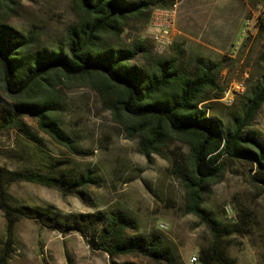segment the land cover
Instances as JSON below:
<instances>
[{
	"label": "trees",
	"instance_id": "16d2710c",
	"mask_svg": "<svg viewBox=\"0 0 264 264\" xmlns=\"http://www.w3.org/2000/svg\"><path fill=\"white\" fill-rule=\"evenodd\" d=\"M22 1L0 0V88L9 100L8 107L0 104V131H19L38 142L25 123L30 119L71 155L91 156L64 128V105L58 93L65 82L90 88L127 138L139 141L144 156L159 154L172 140L187 147V157L174 166L184 188L186 212L206 223L215 237L213 245L201 251L200 262L234 264L221 239L249 227L247 221L242 219L240 227L229 231L219 230L201 206L210 186L222 181L229 162L254 167L251 181L264 188V140L246 131L264 106V66L258 86L246 90L245 107L227 126L209 113L208 106L213 92L224 93L219 84L221 62L198 58L187 65L176 57L155 56L141 39L128 47L121 43L132 22L148 25L156 9H170L175 0H73L75 22L54 47H42L37 34H25L2 18ZM42 156L40 168L10 175L0 171V205L10 227L30 220L65 236L78 233L92 252L105 254L110 264H136L130 258L184 264L162 233H141L137 219L125 210L63 216L51 208L11 206L4 191L9 183L36 184L74 197L88 196L90 188L100 187L96 170ZM0 264H8V256H0Z\"/></svg>",
	"mask_w": 264,
	"mask_h": 264
},
{
	"label": "rangeland",
	"instance_id": "374dc122",
	"mask_svg": "<svg viewBox=\"0 0 264 264\" xmlns=\"http://www.w3.org/2000/svg\"><path fill=\"white\" fill-rule=\"evenodd\" d=\"M175 4L170 46L158 45L150 23L142 21L129 25L121 43L128 47L141 39L155 56L176 57L187 65L198 58L221 62L219 84L224 93L213 92L208 106L212 116L230 126L248 101L246 90L258 86L263 72L264 0H175ZM2 18L25 34H37L42 47H54L75 22L73 0H23ZM58 93L64 105V128L92 155H71L39 132L34 121L25 119L38 142L19 131H0V171L10 175L37 169L44 164L42 155H49L67 160L72 167L96 170L100 187L90 188L88 196L74 197L36 184L9 183L4 187L8 203L23 209L51 208L63 216L122 209L137 219L141 233H162L184 264H202L200 253L213 245L215 237L206 223L186 212L184 188L174 166L187 157V147L172 140L159 154L146 157L139 141L128 139L124 128L114 122L97 92L65 82ZM8 102L0 88V104L8 107ZM246 131L264 140V106ZM254 169L229 162L222 181L210 186L201 206L219 230L229 231L240 227L242 219L247 221L249 227L221 239L234 264H264V188L251 181ZM3 255L8 256V264H110L105 254L92 252L78 233L65 236L30 220L10 227L0 205Z\"/></svg>",
	"mask_w": 264,
	"mask_h": 264
},
{
	"label": "built area",
	"instance_id": "2783aa9c",
	"mask_svg": "<svg viewBox=\"0 0 264 264\" xmlns=\"http://www.w3.org/2000/svg\"><path fill=\"white\" fill-rule=\"evenodd\" d=\"M176 8L175 4L170 9H156L151 17L150 31L158 45L170 46L172 44L171 35L176 25ZM194 261L197 259L194 258Z\"/></svg>",
	"mask_w": 264,
	"mask_h": 264
}]
</instances>
